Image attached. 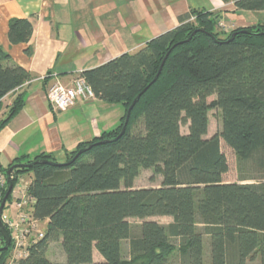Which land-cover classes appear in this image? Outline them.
Masks as SVG:
<instances>
[{
    "label": "trees",
    "instance_id": "1",
    "mask_svg": "<svg viewBox=\"0 0 264 264\" xmlns=\"http://www.w3.org/2000/svg\"><path fill=\"white\" fill-rule=\"evenodd\" d=\"M221 1L233 4L235 14L264 12V0ZM219 20L214 12L191 10L138 52L80 74L96 99L122 104L125 114L116 130L80 144L66 163L92 147L71 164L42 154L12 171L13 187L32 175L33 216L46 222L44 237L15 264H171L173 257L179 264H206L207 250L210 264H264V24L228 33L219 30ZM33 31L31 20L12 19L10 42L26 44ZM10 63L0 48V111L2 99L16 94L1 125L23 108L22 87L32 79ZM212 109L221 112L222 129L207 138ZM221 140L236 154L238 183L224 181L229 164ZM151 169L162 185L134 189L141 171ZM152 217L172 222L147 220ZM130 219L143 222L134 228ZM56 241L64 262L47 257ZM94 250L102 262H94ZM9 257V250L1 251L0 264Z\"/></svg>",
    "mask_w": 264,
    "mask_h": 264
},
{
    "label": "crops",
    "instance_id": "2",
    "mask_svg": "<svg viewBox=\"0 0 264 264\" xmlns=\"http://www.w3.org/2000/svg\"><path fill=\"white\" fill-rule=\"evenodd\" d=\"M191 10L218 12L220 21L236 27L247 24L244 16L237 20L233 4L221 0H0V48L11 57V65L32 76L22 87L23 108L4 125L16 94L2 99L1 167L27 164L42 154L63 164L80 144L109 131L112 124L105 119L100 125L96 111L106 102L78 100L68 110L58 111L49 101V89L57 83L69 87L82 72L138 52L175 29L179 18ZM12 19L33 22L28 43L10 42ZM93 257L103 261L96 250Z\"/></svg>",
    "mask_w": 264,
    "mask_h": 264
},
{
    "label": "rangeland",
    "instance_id": "3",
    "mask_svg": "<svg viewBox=\"0 0 264 264\" xmlns=\"http://www.w3.org/2000/svg\"><path fill=\"white\" fill-rule=\"evenodd\" d=\"M217 15H219L218 12H215ZM244 16V19L247 21V24L244 26H238V27H248V26H254L257 24H264V12L259 13H252V12H243V15L236 14L237 20L242 19L238 16ZM221 17V16H220ZM230 18V17H229ZM229 18H227L229 20ZM234 20V19H233ZM231 22V21H230ZM225 23V21L219 20V30L221 32H230L238 27L235 26V24L232 23ZM228 25V26H227ZM216 99L215 96H212L208 99V102L211 103ZM97 114L99 116L98 123L100 125H104L105 119L108 120V124H112L109 131L111 132L113 130H116L121 122L122 117L125 114V110L122 104H110V103H104L103 108L101 110L96 109ZM101 111V112H100ZM120 112H122V117L120 118ZM118 118V121H117ZM118 123V124H117ZM140 128H138L139 130ZM222 129V118H221V112L218 109H212L209 113V131H208V137H212L218 133L221 132ZM182 133L188 132V125L185 123L182 125L181 128ZM221 149L222 152L225 154L228 164H229V171L224 176V181L226 183H238L239 182V175L237 170V157L235 152L228 147L223 140H221ZM60 164L62 162H59ZM32 175L30 173L24 174L22 177V182L18 179L14 190L11 194V198L8 202L7 208L4 210V215L8 218L14 217V211H15V201L21 196V192L26 187V184H30ZM162 176L156 175L154 170H142L139 177L136 179L134 183V189H141V188H158L162 185ZM29 185L27 186V188ZM148 221H155L161 225H167L172 222L171 217H152L147 219ZM130 223L133 225L134 228H137L143 221L138 219H130ZM46 223L42 222L40 223V227L42 229H45ZM206 249H208V245H206ZM7 250H11L10 246ZM129 242L125 241L123 243V255L125 260H129ZM47 257L54 261V262H64L66 259V256L62 250L60 241L53 242L49 250L47 252ZM95 262V261H94ZM171 264H179L176 257H173L171 260ZM206 264L209 263V251L206 252ZM248 264H259L258 261H249Z\"/></svg>",
    "mask_w": 264,
    "mask_h": 264
},
{
    "label": "built area",
    "instance_id": "4",
    "mask_svg": "<svg viewBox=\"0 0 264 264\" xmlns=\"http://www.w3.org/2000/svg\"><path fill=\"white\" fill-rule=\"evenodd\" d=\"M48 98L51 105L58 111L68 110L78 100L89 102L96 99L93 89L81 75L69 87L60 83L53 85L49 89ZM7 172L0 165V206L5 197V190H8ZM22 177L19 178L21 182ZM28 185L30 184H26L21 196L15 201L14 217L8 218L4 215V210L7 208L9 200L6 201L1 215V223L10 238L9 246L11 250L8 264H15L19 260L26 258L28 256V247L37 240L42 239L45 234V229L40 227L42 221L33 216L35 199L28 194ZM4 246L5 239L0 229V248Z\"/></svg>",
    "mask_w": 264,
    "mask_h": 264
},
{
    "label": "water",
    "instance_id": "5",
    "mask_svg": "<svg viewBox=\"0 0 264 264\" xmlns=\"http://www.w3.org/2000/svg\"><path fill=\"white\" fill-rule=\"evenodd\" d=\"M189 39H190V38H189ZM163 64H164V62L162 63V65H161V67H160V69H159V72H158L157 76L154 78V80L151 82L150 85H152L153 83H155L156 80L158 79L159 74H160V72H161V70H162ZM146 90H147V88L144 89V90H143V91H142V92H141V93H140V94L134 99V101H133L132 104L130 105V107H129V109H128V112H127V115H126L125 123H124L123 128H122V131H121V133L119 134V136H118L117 138L121 137V136L125 133V131H126V127H127V125H128V122H129V118H130L131 111L133 110V108L135 107V105L137 104V102L139 101L141 95H142ZM117 138H116V139H117ZM91 147H92V145H89V146H85V147H83L81 150H79V152L74 156V158H73L71 161H69V162H67V163L59 164V165H69V164H71V163L74 162V161H75V160H76V159H77V158H78L83 152L87 151V150L90 149ZM38 163H39V161H38ZM41 163L55 164L54 162H49V161H44V162H41ZM23 166H30V165L17 164V165L12 166V167L8 170V172H7V178H8V190H7V193H6V195H5V197H4L3 201H2V204H1V206H0V229H1V233H2V235H3L4 239H5V246H4L3 248H0V252H1V251H5V250H7V249L9 248V245H10V238H9V236H8V234H7V231L5 230V228L3 227L2 223H1V215H2V212H3L4 206H5V203H6V201L8 200V197L10 196V194H11L13 188H14V187H13V183H12V181H11V173H12V171H13L15 168H21V167H23Z\"/></svg>",
    "mask_w": 264,
    "mask_h": 264
},
{
    "label": "bare ground",
    "instance_id": "6",
    "mask_svg": "<svg viewBox=\"0 0 264 264\" xmlns=\"http://www.w3.org/2000/svg\"><path fill=\"white\" fill-rule=\"evenodd\" d=\"M32 179V178H31Z\"/></svg>",
    "mask_w": 264,
    "mask_h": 264
}]
</instances>
